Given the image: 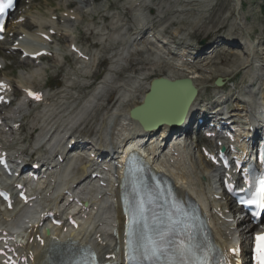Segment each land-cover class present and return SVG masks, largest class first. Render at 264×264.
I'll use <instances>...</instances> for the list:
<instances>
[{
    "label": "rangeland",
    "instance_id": "374dc122",
    "mask_svg": "<svg viewBox=\"0 0 264 264\" xmlns=\"http://www.w3.org/2000/svg\"><path fill=\"white\" fill-rule=\"evenodd\" d=\"M89 1V5H80L79 1L75 0L23 2L25 14L23 15L26 22L20 28L28 33L41 26L33 19L38 15L45 18L42 21L43 24L52 26L53 22H47L49 15H56L58 19L60 14H67L72 9L80 13L83 18L81 23L62 24L68 36L55 38L53 47L56 53L53 58L44 60L43 65L35 66L31 62L26 63L18 56L7 57L4 48L0 47V56L6 58L5 68L0 75L8 77L18 89L21 85L40 89L43 84L45 87L55 89L66 83L65 79L68 76L73 75L77 78V83L71 85L73 89L68 90L66 96L61 95L60 100L65 98L64 106L60 107L63 108L61 113L58 111L60 109L55 111L52 106V111L44 117V121L47 122L45 118L49 120L54 116L53 119L51 118L53 126L58 125L64 130L71 129L80 135H90L103 144H117V138L125 131L126 121L117 119L114 112L119 110L128 98L136 97L137 99L143 89H146L148 77L155 74L161 77L169 74L178 75L177 73L182 76H194L199 89L196 109L199 107L200 100L205 97L211 100V103H220L222 97L226 98L222 104L224 110L228 107L234 111L238 107H247L239 100H245V96L248 95L245 91H253L261 86L264 79V0H131V2L138 1L139 8H131L128 0ZM105 7H109L112 12L117 10L120 17L124 18L122 21L128 30H136L144 26L151 27L154 36L164 38L167 47L175 52H192L196 48L206 47L214 41H219L221 37L240 45L223 47L220 51L208 55L210 60L202 61L203 57L205 58L202 56L199 63L192 66H181L178 61L173 60V62L163 54L161 56V52L146 41L133 44L131 40L119 34L103 37L98 45L86 31V25L96 16V12L100 13L98 11L100 8ZM119 22L104 27L101 33L117 30ZM95 23V27H101L111 22H98L96 19ZM16 29L18 26L15 27ZM19 33H21L20 30ZM8 34L12 35L9 32ZM247 38H250L251 44L256 48L254 51L245 48ZM69 40L82 47L91 57L92 63H76L77 61L72 60L70 56L71 58H64V63L61 64L60 56L67 54ZM200 42H203V45H200ZM248 54L252 55V61ZM217 78H222L223 88L214 87L213 82ZM25 80L29 83L26 84ZM252 83L253 87H251ZM120 86L128 88L130 94L125 95ZM96 87L98 90L94 92ZM58 91L54 90L53 93ZM16 92H18L17 89ZM58 96H60L59 93H57ZM111 97H115L116 105L114 102L106 105L105 100ZM250 107H252L251 104ZM37 110L39 109L31 108L28 111L32 114ZM40 117L42 115L36 116L37 119ZM32 125H35V122L31 119L29 125L26 122L25 134L29 132ZM50 127H47V130ZM108 131L110 134L106 137ZM39 134V130L36 131V144L40 145L44 136L40 137ZM55 146L47 144L44 148L51 149L53 154L57 149ZM184 153L191 155L192 158L190 151H183L182 154ZM75 161L73 158L72 164ZM195 161L200 166L199 161L197 159ZM202 165L205 167L203 172L205 176L210 173V170L203 163ZM198 181L201 185L205 184L201 178H198ZM243 234L240 236L241 240H246Z\"/></svg>",
    "mask_w": 264,
    "mask_h": 264
},
{
    "label": "snow or ice",
    "instance_id": "6c2138e0",
    "mask_svg": "<svg viewBox=\"0 0 264 264\" xmlns=\"http://www.w3.org/2000/svg\"><path fill=\"white\" fill-rule=\"evenodd\" d=\"M8 2L10 4L11 0H8ZM2 11L3 8L0 7V12ZM4 27L3 24H0V32L4 31ZM3 87L4 85L0 84V88ZM28 95L32 99H40L38 95L32 92H29ZM2 100L3 97H0V101ZM0 163H3V161L0 160ZM261 163L264 164V153L261 154ZM244 183H251V185L255 186V190L253 191L250 187L247 190L250 193L249 198H242L240 203L254 206L255 211L251 213V222L259 224L261 223V214L264 213V172L260 173L258 179L252 176L251 180L245 179ZM229 191H232L230 186ZM241 191H244V189H241ZM0 195H3V193H0ZM149 203H151V200H149ZM160 206L163 211L159 214H154L151 223L145 221L141 224L139 220L135 219V214L133 215V223L136 224L134 233L136 246L134 251L137 254H142L145 258L165 256L171 253V255H168L169 264H209L211 247L194 243L191 235L186 237L180 235L184 231L182 225L185 223L186 215L179 200L173 194L168 193L166 201L162 202ZM139 212L140 215L144 214L143 201L139 203ZM131 227L132 224L130 223L129 229ZM132 235L133 232L131 230L125 232L126 237H131ZM129 243V240L125 241L126 246ZM232 251L234 256H239V249H233ZM253 251L256 264H264V230L256 233Z\"/></svg>",
    "mask_w": 264,
    "mask_h": 264
},
{
    "label": "bare ground",
    "instance_id": "6f19581e",
    "mask_svg": "<svg viewBox=\"0 0 264 264\" xmlns=\"http://www.w3.org/2000/svg\"><path fill=\"white\" fill-rule=\"evenodd\" d=\"M101 15V14H100ZM33 19H37V23L38 24H41V21H43L44 19L43 18H40V17H33ZM43 19V20H42ZM39 20V21H38ZM41 20V21H40ZM50 20V19H49ZM47 22H49V21H47ZM54 23V22H53ZM32 24V23H31ZM111 25V23H105L104 24V26L105 27H107V26H110ZM52 26V25H51ZM87 28H89L88 26H87ZM102 30H99V32H101ZM24 34V38H26V37H28L29 35L28 34H26V33H23ZM40 32L38 33V34H35V35H32V36H30L29 38L30 39H32V44H30V43H28V42H25V43H21L20 42V44H18L19 45V47L21 48L20 50H22V51H24L25 53H34L35 51H37V50H39V49H45L46 51H49V46H47L46 45V43L45 42H43L44 40L40 37ZM103 34H101V35H99V37H98V40H100V41H102L103 39ZM12 45V44H11ZM39 45V46H38ZM70 45V44H69ZM69 45H68V47H69ZM139 48V47H138ZM142 48V47H141ZM247 49H252L253 51L256 49L255 47H254V45L253 44H251V43H247ZM249 55V57L252 59V55L251 54H248ZM169 63H173V62H169ZM149 65V64H148ZM178 75H176V74H169V75H167V76H165V75H163L162 77H164V78H166V79H169V80H175V79H181V78H185V77H188L187 79H190L191 81H192V83H193V85L196 87V89H198L197 88V83H196V78L194 77V76H182L181 74H179V73H177ZM162 75V74H161ZM180 75V76H179ZM158 77H161V76H158V75H150L149 77H148V80L149 79H152V78H158ZM72 79H74L73 77H72ZM147 80V81H148ZM67 84H69V87H71V89H73V85H75L74 83H73V81H71V80H69V81H67ZM73 84V85H72ZM72 85V86H71ZM146 92V90L145 89H143V91L141 92V94L143 95L144 93ZM126 94V93H125ZM198 95H199V89H198ZM138 98L136 99V97H130L131 99H129V100H127V102H126V104H124V106L123 107H121V109H120V113H122V114H126L127 115V112L129 111V109L131 108V107H134L135 105H137V103H138V101H139V99H140V96L138 95L137 96ZM196 101H197V97H196V99L194 100V102L192 103V105H191V107L189 108V110H188V116L189 115H192V113L194 112V110H195V105H196ZM261 104H263V103H261ZM51 108L52 107H49L47 110V113H39V115H42V117H40L39 119H40V123L41 124H44L45 123V121H44V117L48 114V113H50L52 110H51ZM44 116V117H43ZM187 116V117H188ZM129 121H130V124H129V126L133 129V130H135V131H138V133L141 135V134H144V135H148V136H150L151 137V140L152 141H154V142H152L151 143V145H150V147L149 148H147V150L145 149V154L146 155H148V157H149V159H151L152 157H154L155 156V154H157L158 152H159V150H160V147H159V145L161 144V142L159 141V142H157V138L158 137H162L163 135H164V133H165V131H164V129H165V127H166V125H161V127L157 130V131H151V132H149V133H147V131H146V133L139 127V125H138V123H137V121H133V120H131V119H129ZM34 126H36V124L34 125ZM238 127V133H239V135H241V132H243L244 133V130H242L241 131V128H239V126H237ZM33 130H34V128H33ZM42 131V130H41ZM160 132V133H159ZM129 132L126 134V137H125V139H126V141L124 142V144L123 145H127V147H129L130 145H131V143H129L128 141H127V139L129 138ZM244 135H246L245 133H244ZM154 136V137H153ZM36 138V137H35ZM45 138H47V135H45L44 136V140H45ZM50 145H55V142L54 141H51V142H49L48 143V146H50ZM135 146L137 147L138 146V144H135ZM124 147V146H123ZM122 147V148H123ZM126 147V148H127ZM77 158V159H76ZM73 159V158H72ZM76 161L74 162V163H76L77 161H81V158H80V156H78V157H75L74 158ZM78 159H80V160H78ZM170 158H163L162 160H160V163H159V161L157 160V162L155 163V166H160L161 168H164V167H162V166H166V168L168 167L169 168V164H170V160H169ZM71 164V160H68L67 161V163H66V165L64 166L65 168H64V170H63V173L64 174H66V172H67V169L70 167L69 165ZM89 167V165H86V166H84V167H81V168H77V169H75V171H74V175H73V178H71V179H69V180H67L66 182H65V188L66 189H68V188H70V186L72 185V184H74V183H76L81 177H84L85 176V174H86V172H87V168ZM173 169H174V171H176V169H177V166L175 167V165L173 164ZM65 171V172H64ZM179 173L180 174H178V175H175L176 176V178H177V180L179 181V182H181V184H182V186H183V184L185 185H188V180H187V178L185 177V175L183 174V172L181 171V170H179ZM209 176V178H210V175H208ZM67 178V177H66ZM211 179V178H210ZM116 182H118V180H116ZM213 182V181H212ZM211 182V183H212ZM113 180L111 179L110 180V182H108L107 183V185H106V187H105V189L104 190H106V191H108V193L110 194L109 196H107L108 194H104V199L103 200H98L96 197H94L93 196V193L95 192V191H97V190H100L99 188H95L94 186H92V188H90V189H87V188H84L83 189V193H82V195H86V198H88V199H90V201L88 202V204L90 203L92 206L93 205H98V206H101V205H104V204H106V203H110V208H112V207H116V201L115 202H113L112 200L110 201V198H112V197H115L116 195H117V192H118V190H116L114 187H113ZM47 189H48V187H46ZM214 187L212 186V188H210V189H213ZM101 190H103V189H101ZM179 193H183L181 190H179ZM87 195H89L90 197H88ZM61 195H60V193L58 192V193H56L55 194V196H54V199L52 200V202H50L49 204H50V206H51V208L53 209V210H55V211H57L58 210V205H57V199L60 197ZM71 207L73 208V210L75 211L76 209L74 208V206L73 205H71ZM110 208H108L107 210L105 209V211H103V213H104V215H106V214H108V218L107 217H105L104 218V220H102L104 223H103V225H102V227L101 228H98V229H96V230H94V233H100V236L102 237V241H106V243H105V246H101V245H98V248H99V250L101 251V252H104V253H106L107 252V250H108V248L109 247H111V244H110V241H109V243H107V241H108V235L105 233V231H104V229H107V230H109L110 228H111V226H112V224L113 223H115V222H119V224L121 225V222H122V219H121V217H120V215H119V211H113L112 209H110ZM86 216H88V218H91L92 217V221H96L97 219L99 220L100 219V216H99V214H96V213H93L92 212V210L91 211H89L87 214H86ZM82 223H86V222H82ZM95 224H97V222L95 223ZM94 224V225H95ZM82 231H84L86 234L88 233V231L85 229V227H83L82 229H81ZM120 241H121V236H119V238H118Z\"/></svg>",
    "mask_w": 264,
    "mask_h": 264
},
{
    "label": "water",
    "instance_id": "95a60500",
    "mask_svg": "<svg viewBox=\"0 0 264 264\" xmlns=\"http://www.w3.org/2000/svg\"><path fill=\"white\" fill-rule=\"evenodd\" d=\"M157 85H164L166 87L183 86L187 89V92L173 101L172 105L167 110L168 112L163 115V118L161 116H158L157 118H145L142 114L144 105L132 109L129 113L130 118L139 122V124L142 125L143 129L145 130L158 128L162 123H168L172 126L180 124L197 94V90L188 79L175 81L172 83L166 79L155 80L151 83V89L153 90ZM215 85L221 86V80L218 79L215 82ZM147 99L148 96L146 97L145 101H147Z\"/></svg>",
    "mask_w": 264,
    "mask_h": 264
}]
</instances>
